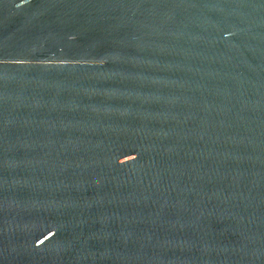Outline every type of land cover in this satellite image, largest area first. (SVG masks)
Wrapping results in <instances>:
<instances>
[{
	"label": "water",
	"instance_id": "1",
	"mask_svg": "<svg viewBox=\"0 0 264 264\" xmlns=\"http://www.w3.org/2000/svg\"><path fill=\"white\" fill-rule=\"evenodd\" d=\"M0 264H264V0H0Z\"/></svg>",
	"mask_w": 264,
	"mask_h": 264
}]
</instances>
